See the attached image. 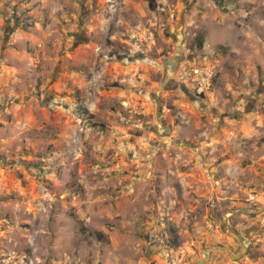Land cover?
<instances>
[{"label":"rangeland","instance_id":"1","mask_svg":"<svg viewBox=\"0 0 264 264\" xmlns=\"http://www.w3.org/2000/svg\"><path fill=\"white\" fill-rule=\"evenodd\" d=\"M0 264H264V0H0Z\"/></svg>","mask_w":264,"mask_h":264},{"label":"water","instance_id":"2","mask_svg":"<svg viewBox=\"0 0 264 264\" xmlns=\"http://www.w3.org/2000/svg\"><path fill=\"white\" fill-rule=\"evenodd\" d=\"M220 248L226 249L229 251V253L231 254V248L230 247H225V246H221Z\"/></svg>","mask_w":264,"mask_h":264},{"label":"trees","instance_id":"3","mask_svg":"<svg viewBox=\"0 0 264 264\" xmlns=\"http://www.w3.org/2000/svg\"><path fill=\"white\" fill-rule=\"evenodd\" d=\"M201 39V38H200ZM200 39H199V41H200Z\"/></svg>","mask_w":264,"mask_h":264}]
</instances>
